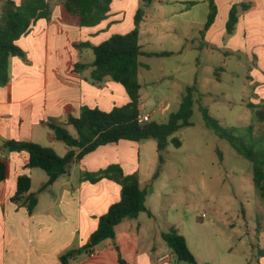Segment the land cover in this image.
Listing matches in <instances>:
<instances>
[{
  "label": "crops",
  "instance_id": "0c3cea01",
  "mask_svg": "<svg viewBox=\"0 0 264 264\" xmlns=\"http://www.w3.org/2000/svg\"><path fill=\"white\" fill-rule=\"evenodd\" d=\"M198 1L113 0L108 18L96 26L88 27L82 26L78 17L69 14L59 0H52L51 18L37 20L31 30L17 41L26 56L24 59L11 58L10 81L0 87V159L7 165V177L0 182V264H63L60 260L63 254L87 244L98 227V217L120 200L121 186L106 178L93 184L81 177L86 172H97L113 164L120 165L125 174L139 175L141 188L147 192L148 212L141 213L135 219H124L116 228L114 240L104 241L91 255H82L69 264H184L177 259L162 237L163 232L171 229L185 237L199 264H264L263 248L256 249L251 245V250L257 254L255 258L248 257L245 250L235 251L232 241L225 237V232L216 224H212L214 235L209 236L226 241L222 245L225 255L217 256V246L213 239L207 242L197 240L200 227L192 232H184L179 227L180 223L175 224L168 217H161L150 209L147 205L148 192L164 166L163 162H159L154 176L151 179L143 178L139 153L142 141L122 140L101 146L82 160H73L67 172L45 190L41 189L49 177L46 173L41 180L35 178L34 171L37 168L27 167L28 153L10 152L3 148L4 143L11 140L32 141L53 148L60 156L66 155L69 148L65 143L64 149L58 144L55 147L42 143L41 135L49 141L58 140L52 130L47 132L48 123L54 121L65 124L70 116L78 117L84 106L109 112L129 102L125 88L118 82L110 78L99 84L94 82L92 71L95 55L92 47L87 44L99 45L114 34L124 35L134 30L135 16L140 5L145 10L140 24V36L141 27L150 34L160 36L173 34L178 24L202 25L207 21L209 11L203 21L192 15L180 16L174 11H171L173 14L167 11L175 5L173 7L183 12ZM217 2L220 8V0ZM223 2L228 14L234 4L249 2L253 6L241 14L237 27L244 25L245 38L250 48L259 55L258 65L251 69L247 80L251 79V85L257 87L256 91L264 97V0ZM157 3L164 4L163 19L160 21L148 16V8ZM181 28L186 27L184 25ZM185 31L184 38L187 39L189 30ZM140 44L145 54L140 56V61L146 66L143 69H148L149 65L143 59L152 58L146 54L153 51L147 50L141 40ZM189 47L199 48L201 42H192ZM77 64L84 66L78 70ZM254 80L257 84H253ZM164 98L169 103L170 98ZM261 101L264 102V99ZM139 108L141 115H150L151 121L158 123L162 122L155 118L161 115L165 118L167 111V106L162 103L157 109L148 111L145 103L140 102ZM68 129L75 133L73 127ZM23 174L31 177V191L38 193V204L32 214L23 204L12 201L18 178ZM226 226L231 232L237 231L236 223L230 221ZM260 233L264 234V227H260L257 236ZM237 238L242 241V234ZM196 242L206 250L204 255L197 251Z\"/></svg>",
  "mask_w": 264,
  "mask_h": 264
},
{
  "label": "rangeland",
  "instance_id": "374dc122",
  "mask_svg": "<svg viewBox=\"0 0 264 264\" xmlns=\"http://www.w3.org/2000/svg\"><path fill=\"white\" fill-rule=\"evenodd\" d=\"M5 1L0 0V16ZM209 1L199 0L183 12L173 7L175 5L167 11H174L180 16L192 15L203 21L206 13H210ZM163 5L157 3L148 8V16L155 17L156 21L162 20ZM218 5L215 22L209 28L213 27L210 33L209 30L204 34L202 32L207 21L202 25L184 24L186 28L183 29L181 27L184 25L178 24L182 26L175 25L173 34L160 36L150 34L141 27V42L147 50L171 53L169 56L143 59L149 65L148 69L142 66L139 70V81L142 84L140 102L145 103L146 110L157 109L162 103L167 106L165 118L161 115L155 119L166 122L168 115L179 109L187 88L196 87L192 126L174 133L162 153L155 139L140 141L141 175L144 179H151L162 155L163 171L152 182L148 192L147 205L150 209L161 217H168L175 224L180 223L181 226L178 225L184 232H192L200 227L198 241L213 239L209 235H214L212 224H216L225 232V237L232 241L235 251L245 250L248 257L255 258L257 254L251 247L264 249V234L257 236L260 227H264V200L253 181V164L239 155L227 140L207 127L200 107H206L210 115L225 128H240L252 123L259 127L260 124L254 121L253 112L247 106V103H264L261 101L264 97L256 91L257 87L251 85L252 80H247L251 69L258 65L259 55L250 48L245 38L244 25L236 27L232 35L226 32L229 14L224 9L223 0H220V8ZM139 8L145 11L144 6L140 5ZM185 29L189 30L187 39L184 38ZM197 41L203 44L202 47H189V44ZM253 82L257 84L255 80ZM165 96L170 98L169 103L164 100ZM46 130L52 132L49 128ZM173 138L181 141L180 147L175 146ZM41 141L66 148L62 141H49L44 135H41ZM34 172L35 178L39 180L46 174L39 168ZM230 221L236 223V232H231L226 226ZM247 232L248 235L245 234ZM241 234L242 241L237 238ZM216 239L213 242L217 246V256L225 255L222 245L226 241ZM196 247L202 255L206 253L198 242Z\"/></svg>",
  "mask_w": 264,
  "mask_h": 264
},
{
  "label": "trees",
  "instance_id": "16d2710c",
  "mask_svg": "<svg viewBox=\"0 0 264 264\" xmlns=\"http://www.w3.org/2000/svg\"><path fill=\"white\" fill-rule=\"evenodd\" d=\"M52 0H6L0 19V87L10 81V61L12 57L25 58V51L17 41L30 30L39 19L49 20L52 15ZM64 9L72 16L78 17L82 26H96L108 18L113 0H59ZM210 13L204 25L203 34L214 24L218 7L215 0H210ZM252 4L242 2L234 4L229 12L226 32L232 35L237 27L241 14L252 9ZM145 12L139 8L135 16V29L127 34H114L99 45H91L95 55L92 78L99 84L110 78L121 84L128 96L129 102L111 111L84 106L78 117L70 116L65 124L51 121L49 128L56 138L65 143L69 151L60 156L53 148L43 146L32 141H7L3 148L16 153L26 152L29 155L27 167L39 168L48 175V181L41 190L47 189L57 179L67 172L73 160H82L86 155L101 146L118 143L122 140L140 142L155 139L159 152H163L169 139L178 130L192 126L191 117L194 107V92L196 87H188L183 96L180 107L170 114L166 123L150 121L140 123V90L139 70L143 66L140 56L145 55L140 44L139 26ZM202 34V36H204ZM85 45V44H84ZM201 43V47H202ZM83 45H79L81 47ZM147 56H169L170 52L148 53ZM84 65H78L80 70ZM253 112L254 123L245 127L225 128L210 115L206 107L201 106L203 120L207 127L213 129L222 139L227 140L239 155L253 164V181L260 196L264 200V103L254 105L247 103ZM68 127H73L72 133ZM175 146L180 147L178 138L172 139ZM160 162L163 157L160 155ZM7 177V165L0 159V182ZM85 181L95 184L102 179L114 180L121 186V198L112 204L107 212L98 217V227L83 247L72 249L60 258L63 264L78 260L82 255H91L95 248L106 240L116 238V228L124 219H135L141 213L148 212L146 206V190L141 188L139 175H126L120 165L113 164L97 174L86 172L81 177ZM15 203L23 204L30 214L38 204V193L31 191V177L23 174L18 178ZM164 241L173 251L178 260L187 264H199L197 258L189 248L183 235L171 229L162 233ZM122 263H124L122 261Z\"/></svg>",
  "mask_w": 264,
  "mask_h": 264
},
{
  "label": "built area",
  "instance_id": "2783aa9c",
  "mask_svg": "<svg viewBox=\"0 0 264 264\" xmlns=\"http://www.w3.org/2000/svg\"><path fill=\"white\" fill-rule=\"evenodd\" d=\"M150 121H151L150 115H140V117H139L140 123H146V122H150Z\"/></svg>",
  "mask_w": 264,
  "mask_h": 264
}]
</instances>
